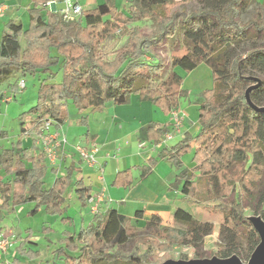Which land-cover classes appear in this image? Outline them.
I'll use <instances>...</instances> for the list:
<instances>
[{
  "label": "trees",
  "instance_id": "16d2710c",
  "mask_svg": "<svg viewBox=\"0 0 264 264\" xmlns=\"http://www.w3.org/2000/svg\"><path fill=\"white\" fill-rule=\"evenodd\" d=\"M49 1L53 0H31L29 25L25 28L11 18L1 38L0 84L16 73L52 71L60 63L62 79L41 81L36 104L19 115L21 132L11 155L0 156V168L12 175L6 182L0 176V219L4 209L35 202L30 215L45 207L63 215L62 221H72L64 216V194L73 169L69 167L46 186L48 156L43 149L24 147V135L37 138L47 119L57 125L70 119V102L79 113L99 112L109 102L126 103L138 94L170 113L188 95L177 67L191 72L205 63L211 68L213 86L200 93L199 132L159 153L176 166V181L183 183L182 201L192 210L176 206L168 218L154 213L139 226L142 210L129 217L111 207L94 214L93 221L79 231H66L49 264H159L157 253L175 247L193 248L194 258H203L200 249L214 230L205 210L223 215L222 242L208 257L236 255L249 261L261 235L247 211L264 220V10L260 1L197 0L200 11L188 14L183 9L168 15L174 0H128L125 9L116 0H103L72 20H66L58 7L51 10ZM254 4L253 14L243 19ZM144 21L155 23L158 31L145 35L140 25ZM164 41L188 50L171 58V70L155 52ZM17 86H12L13 92ZM86 118L76 120L86 124ZM155 126L147 124L142 131L158 142L168 133V125ZM191 151L193 164L186 166L182 156ZM158 159H150L144 175ZM131 183L130 171L124 170L114 184ZM75 185L81 204L86 205L90 189L82 180ZM180 257L192 259L187 253Z\"/></svg>",
  "mask_w": 264,
  "mask_h": 264
},
{
  "label": "crops",
  "instance_id": "0c3cea01",
  "mask_svg": "<svg viewBox=\"0 0 264 264\" xmlns=\"http://www.w3.org/2000/svg\"><path fill=\"white\" fill-rule=\"evenodd\" d=\"M99 1L100 0H97V3ZM102 1L103 0H101V2ZM80 2L82 3V0H80ZM30 3L31 2H27L26 11ZM57 3L58 1L55 4H52V6L48 7L51 10L56 9ZM0 4L2 5L1 7H4V9H6L4 13L12 12L13 14V8H17L16 5H13L11 3V0H0ZM2 13L3 12H1L0 15ZM16 15L17 16L13 18H17L23 23L22 19L18 18L19 14L17 13ZM8 20L5 21V24ZM23 26L27 27L28 24L27 26H25L23 23ZM5 30L6 26L3 25L2 28H0V43L3 32ZM0 94H3L4 96V98L0 99V102H4L5 99L11 101L12 96H15V92L13 91L10 94H7L5 92H2ZM151 104L152 103L150 101L141 99L138 94H132L128 102L122 104L109 102L104 110L99 112L91 111L90 109H88L83 113H79L76 109L77 112L73 116L69 114L70 119L65 120V122L61 123L60 125L54 124L48 130V132H59L60 134H64L67 142L61 146V152L57 154L58 159L55 164L50 163L48 158H46L45 160V164L48 167V172L46 175V186H51L56 178L66 174L67 169L71 167L73 169L71 183L65 191L64 203H78L76 204V206L79 207L76 210L75 214L68 213V207L66 208L64 216L71 217L72 221H60V223L62 224L61 229H55L51 223L48 225H44L47 230L43 234V236L45 237L44 240L46 241L49 248L55 245L54 239H58V236L59 239L62 240L66 231L77 232L81 229V227L88 226L94 219V214L90 210L89 203L87 202L86 205H82L79 199L77 187L75 185L79 180H82V182L90 189L91 194L99 193L100 191L104 190L106 198L101 203L102 212L113 207L129 217H135L137 211L142 210V216L137 218V224H139V226L145 225L150 219L151 215H153L154 213L160 214L164 219L168 218L173 209L178 206V202L182 201L183 183H178L176 181L178 170L176 167H174V164L172 162L167 159L160 158L159 153L165 147L171 148L177 145L187 135L195 136L200 129L198 120L199 113L197 118H195L189 113H185L186 110H184V108L182 109V105V107L179 106L178 109L181 110L183 114H185L183 126H181L178 130L174 129L175 132H173L172 136L170 138H167L166 141V134H164L158 142H154L153 140L147 138L142 131V129L147 124H155L156 128L166 124L168 125L169 133H171V129H173L174 126L171 120V112L165 113L159 107H152ZM21 113H19V115ZM95 113H100V117L96 118V120H90V117ZM81 116L87 117L86 124L77 122L76 119ZM2 126L6 127V123L2 124ZM73 126H84L86 127V130H83L84 133L80 142L73 141L74 143L70 142L69 144V134ZM2 131L3 130L0 128V156L3 152H9L7 153L8 155L6 154V156H9L12 153V148L15 146L16 141L13 140V137L9 138V135L6 131L5 137L7 138V144L4 143L5 139L2 140ZM61 136L62 135H60V137ZM168 139L171 141L168 142ZM29 140V135H27V137H24V147L31 148L32 146H35L34 151H42L43 147L39 136L37 138L35 137L31 144H28ZM5 144L9 146H6ZM77 144L88 148H91L93 145H97L99 147V150L96 153L97 163L94 166H89L82 159L79 151L75 149V147H77ZM190 144L194 146V140H191ZM73 150H75V152H73ZM152 157H157L159 159L157 163L152 167V170L144 175V167L150 164V159ZM101 169H103V172H101ZM124 170L130 171L132 183L129 185H115L114 183L119 172ZM104 173L107 174L106 178L104 176ZM0 176L5 182L12 177V175L8 174L4 168H0ZM101 176H103V178H101ZM74 193L78 201H73L74 199L71 200V196ZM69 198L70 201L68 200ZM125 200L129 202L128 205L133 204L135 205V207H138L133 214L123 212L122 204H124ZM116 201L119 202V205L117 206L115 205ZM0 203H2L1 198ZM27 203H33L32 206H35V202H26L24 204ZM24 204L14 206L11 209H4V216L10 211H16L18 206ZM148 207L153 208L150 212L149 217L147 215ZM162 208L165 209V211H170L168 216L164 214V210H162ZM31 209H29V211ZM29 211L28 215L33 218H37L41 214H53L45 209V207L41 208L36 215H30ZM78 213L80 214L79 222L77 221V218L79 217ZM56 215L59 214H53L52 216L55 217L56 220H59L58 218H56ZM62 217L63 215H61L60 220H62ZM78 223L81 224L78 228L79 230L76 229ZM16 230L17 229L14 230V227L0 225V238H7L9 241L7 249L0 250V264L10 263L8 258L10 249H13V246H16L17 244L19 245L22 241L23 242L21 245H17L16 250H23V253H26L24 252L25 250H29L32 258L36 255L39 256L42 253V246L40 242L37 241L38 239L36 238V233L34 232L35 230L32 227L26 228L25 236L20 232L16 233ZM54 235H57L56 238ZM56 243L59 242L57 241ZM60 245L61 243H59L57 247H59ZM57 247H55V249ZM15 259L19 260V258H14V260H12V264H15ZM50 259L47 260V263H50ZM20 261L21 260H19V262Z\"/></svg>",
  "mask_w": 264,
  "mask_h": 264
},
{
  "label": "rangeland",
  "instance_id": "374dc122",
  "mask_svg": "<svg viewBox=\"0 0 264 264\" xmlns=\"http://www.w3.org/2000/svg\"><path fill=\"white\" fill-rule=\"evenodd\" d=\"M118 5L121 8H127L129 5L128 0H116ZM260 3L259 5L263 8L264 10V4L261 2L262 0H259ZM27 2H31V0H11V3L13 5H16L17 8H13V14L11 13H4L6 9L4 7H1L2 5L0 4V7L3 8L1 12H3L0 15V28H2L3 25H5V21L8 19H11L18 13V18H21L24 25L27 26L29 25V14L26 11V4ZM101 2V0L99 1ZM98 2V3H99ZM83 7L84 9L93 7L97 4V0H82ZM63 6V3L58 0L57 7L60 9ZM256 5H252L247 13L243 15V19H247L249 16H251L254 12V7ZM202 8L201 4L197 0H174L173 5L167 10L168 15H172L176 11H181L185 10L188 14H190L193 10H198L200 11ZM7 12V11H6ZM143 32L145 35H153L158 31V27L155 23L151 21H144L140 23ZM26 28V27H25ZM183 32L179 33V38L181 39ZM124 41V40H122ZM22 45H25V41L21 39ZM121 45V44H120ZM156 54H158L161 58L162 61L166 65H168V70H171L172 67L170 66L171 64V58L173 56H183L188 52L186 47H180L179 49L174 48L169 41H164L161 46H158L155 48ZM148 59H151L150 56H147ZM177 70L182 73L184 76V81L182 84V87L184 89L188 90V95L181 97L180 98V103L179 106L184 108L185 113H189L191 116H194L197 118L198 116V108H199V99H200V93L202 90L211 88L213 86V78H212V71L211 68L205 64L201 63L196 69H194L191 72H186L182 70L181 68L177 67ZM54 73V74H52ZM20 79H23L26 81V87L25 88H20L17 86L15 88V96H12L11 101L4 100V102H0V128L3 130L2 131V140H4V143L7 144V138L5 137V132L7 131V134L9 135V138L13 137V140L17 141L20 135V121H19V113L22 111H26L30 109L38 99V93H39V86L42 80L48 79V80H54L55 82H60L62 79V64L54 65L52 67V71H39L36 72L35 74L33 73H27V74H21V73H16L12 76H10L6 81L0 84V93L5 92L7 94H10L12 92V86L15 84H18L17 82L20 81ZM151 102V101H150ZM149 103V102H147ZM152 103V102H151ZM152 107H157L153 103L151 104ZM188 110V111H187ZM69 111L70 114L73 116L77 110L73 106V104L70 102L69 103ZM95 115V116H93ZM90 117V120L100 117V113H95ZM154 115V114H153ZM185 115V114H184ZM193 117V118H194ZM6 123V127H3L2 124ZM183 126V122L182 125ZM82 128V129H81ZM175 128L171 129V133L175 132ZM86 130V127L84 126H73L71 128L70 134H69V141L68 143H74L73 141H78L80 142L84 131ZM29 135L30 140L28 144H31L33 142L35 136L31 134H26L24 137H27ZM24 139V138H23ZM40 139V138H39ZM167 138L165 137V141ZM171 140L168 139V142ZM76 142V143H78ZM127 142V141H125ZM5 144V145H6ZM72 145V144H71ZM79 144H77L78 146ZM9 146V145H6ZM76 150L77 147H75ZM75 152V150H73ZM9 152H3L1 155H6ZM8 155V154H7ZM58 157V156H57ZM57 157L54 159L48 158L50 163L55 164L57 162ZM193 153L188 152L182 156V160L184 161V164L186 166H190L193 164L192 161ZM174 167H176L174 165ZM105 178L107 177V174L104 173ZM163 189V188H161ZM70 190V189H69ZM74 199L73 201H78L75 193L71 196V200ZM70 201V198L68 199ZM119 202L116 201V206L119 205ZM128 201L125 200L122 210L125 213L128 214H133L136 210L135 205L131 204L128 205ZM78 203H64V206L67 208L68 207V213L70 214H75L76 210L79 208L76 206ZM177 204V203H176ZM33 203H27L21 206H18L16 211H10L5 214L3 218L0 219V225H7L8 227H14V230L17 229L15 232L16 233H22L24 236L26 234V228L32 227L36 233V238L38 239L37 241L40 242L42 248V253L39 256H35L32 258V256L29 254H24L22 251L16 250V246H13L9 251L8 258H9V264H12V260L14 258H19L21 260L20 262L17 261V264H49L47 263L48 259L53 258V253L55 247L58 246L59 243H61L59 236L57 237L58 239H54L55 245H53L51 248L47 246L46 241L44 240L43 234L46 232V227L44 225L52 224V226L56 229H61L62 224L60 223V218L61 215H56V218L59 220H56L55 217H53V214H41L37 218H33L28 215L29 209H31L33 206ZM125 205V207H124ZM178 206H181L183 208H186L187 210H192L190 205L186 201H179ZM156 208V207H154ZM153 208L148 207L147 208V215L148 217L150 216V212ZM164 214L166 216L169 215L170 211H165ZM167 212V213H165ZM248 215L250 218L253 220L254 223L258 224V218H262L260 215H254L253 213L247 211ZM78 218L77 221H80V214L78 213ZM204 217L206 220L211 221L214 224V230L211 234L207 235L204 239L203 246L201 247L200 251L204 253L205 257L203 258H209L208 255L213 253L214 251H217L219 248L220 243L222 242V235H221V227H222V222H223V215L221 213H214V214H208V212L205 210L204 211ZM263 219V218H262ZM63 222V221H62ZM81 224L78 223L76 229L80 227ZM139 225V224H138ZM79 230V229H78ZM55 238L57 235H54ZM59 243H56V242ZM23 242V241H22ZM22 242L19 244L21 245ZM18 245V246H19ZM109 247V246H108ZM14 251V252H13ZM17 253V254H16ZM181 253H187L189 254L190 258L195 257V250L193 248H188V247H175L174 250L172 251H160L157 253V261L159 264H171V263H177L179 261H182L180 255ZM215 257V256H214ZM213 257V258H214ZM239 257V256H238ZM240 258V257H239ZM50 259V260H51ZM243 264H247L248 260L244 258H240Z\"/></svg>",
  "mask_w": 264,
  "mask_h": 264
},
{
  "label": "built area",
  "instance_id": "2783aa9c",
  "mask_svg": "<svg viewBox=\"0 0 264 264\" xmlns=\"http://www.w3.org/2000/svg\"><path fill=\"white\" fill-rule=\"evenodd\" d=\"M57 1H49L48 6H52ZM63 6L59 9V12L63 15L66 20L78 19L83 15V5L80 0H61ZM3 8L0 7V11ZM19 87L25 88L26 81L21 79L19 81ZM171 120L174 128L176 130L180 129L182 122L184 120V114L179 109L171 110ZM54 121L52 119H47L44 123V128L41 134L39 135L43 150L46 152L48 158L54 159L57 157V150L63 144L67 142V139L64 134H60L59 132H48L52 125H54ZM60 135H62L60 137ZM172 133H166L165 137L170 138ZM77 149L80 153L82 159L89 165L94 166L97 163L96 153L99 150L97 145H93L91 148L84 147L82 145H78ZM103 172V169H101ZM103 178V176H101ZM106 194L103 191L99 193L91 194L88 199V203L90 206V210L93 214H98L101 212V203L105 200ZM9 241L7 238H0V250H6L8 247Z\"/></svg>",
  "mask_w": 264,
  "mask_h": 264
},
{
  "label": "water",
  "instance_id": "95a60500",
  "mask_svg": "<svg viewBox=\"0 0 264 264\" xmlns=\"http://www.w3.org/2000/svg\"><path fill=\"white\" fill-rule=\"evenodd\" d=\"M260 219L264 222L262 218ZM254 224L260 232L261 241L254 250V252L252 253L247 264H264V229H261L259 220H258V224L256 223ZM171 264H243V263L238 256L233 255L229 258H219L215 256L214 258L212 257V258H197L193 260L192 259L182 260L177 263H171Z\"/></svg>",
  "mask_w": 264,
  "mask_h": 264
},
{
  "label": "bare ground",
  "instance_id": "6f19581e",
  "mask_svg": "<svg viewBox=\"0 0 264 264\" xmlns=\"http://www.w3.org/2000/svg\"><path fill=\"white\" fill-rule=\"evenodd\" d=\"M258 220H259V223H260L261 229H264V222H263L260 218H258Z\"/></svg>",
  "mask_w": 264,
  "mask_h": 264
}]
</instances>
